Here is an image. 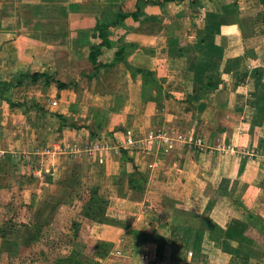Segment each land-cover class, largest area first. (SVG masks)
<instances>
[{"label":"crops","instance_id":"1","mask_svg":"<svg viewBox=\"0 0 264 264\" xmlns=\"http://www.w3.org/2000/svg\"><path fill=\"white\" fill-rule=\"evenodd\" d=\"M122 4L136 0H0V242H11L2 226L24 218L39 244L56 215L77 211L71 190L95 188L125 219H78L70 245L92 264H264V0H140L139 20L111 26L114 44L99 55L109 62L120 43L134 44L127 61L95 72V28ZM210 78L217 87L205 85ZM159 129L183 139L167 152L85 148ZM126 170L145 175L143 189ZM59 188L66 193L55 200ZM36 202L55 203L43 222ZM10 204L21 205L9 218ZM233 219L250 223L242 239L210 236ZM9 249L0 248V264H33Z\"/></svg>","mask_w":264,"mask_h":264},{"label":"rangeland","instance_id":"2","mask_svg":"<svg viewBox=\"0 0 264 264\" xmlns=\"http://www.w3.org/2000/svg\"><path fill=\"white\" fill-rule=\"evenodd\" d=\"M132 47L133 46L128 47L127 51L132 50L133 49ZM41 77H45V76L41 75ZM226 97H227V94H225L224 92L220 93L219 97H217L215 100V102L218 103L217 107H220L221 104L223 106V102L224 103L226 102L225 101ZM215 111H214V113L218 117H220L224 113V110L221 108H218V110L216 112ZM192 114H194V113L192 112ZM186 121L187 120H184L182 122V125H184V127H187ZM99 124H100V122L97 124H94V127H97ZM98 138H100V137H98ZM98 138L96 137L93 140L98 139ZM106 140H108V139H106ZM175 143L172 146H174ZM119 144H116V145H119ZM122 148H126V147H120L119 151ZM135 148H140V149H143L144 151H152V150L157 149V148L148 149L144 145L143 146L138 145L137 147H132L129 149H135ZM165 152H167V150H165ZM127 172H128L127 174H129L130 178L133 179V188L135 190L143 189V183L142 182L144 181L145 176L135 173L134 170L127 171ZM3 181L6 183V179H4ZM71 181L73 182V180H69V182H71ZM118 181L119 182L122 181V178L119 177ZM84 189L82 188L81 190H78V189L74 188L71 190L72 193L76 192L77 194H75V196H77L78 198L81 197V200H82V201H80L77 199V201L74 203V204H76L77 211L75 213H72L71 211L66 210L64 213H62L64 211L63 210L61 212L62 214L60 213V215H56V220L54 221V223L51 226L46 225L42 228L43 233L40 236V238L37 239L39 244L36 245L32 241H31V243L29 242V240H30V236H29L30 234L28 233L29 229L26 228L25 224H23L24 222L25 223L28 222L29 219L17 218L15 221L11 220V222H12L11 224L6 223L5 226H2L3 227L2 230H5V228L9 229L10 227H13L14 233H13V235H11V239L9 240L11 242L6 241L5 239L1 240L0 248L4 249L6 247H9L10 253H16L15 256H17V257L20 256V259L22 258V260H25L26 262H28V260H30L33 264H92L93 259L91 257H87L85 255H83V256L82 255H76L75 252H77V251L73 250L71 248V245H70L72 238L75 237V232H76L75 230H77L78 226L82 225L81 224L82 220L79 221L78 219H81L83 217H87L84 214V212L86 210L85 203L90 199V197L92 195V191L95 188L90 189V191H88V192ZM135 192H137V191H135ZM65 193L66 192L61 191V189L59 188L57 191L56 190L51 191L50 195L53 198H55V200H60ZM124 193H125V188H123L122 186L118 187L117 194L119 196H123ZM138 193H140V192H138ZM45 195L46 194L42 193V197H44ZM54 204L55 203H53V202L51 203V205H47L46 203H43V202H40V203L36 202L35 205L37 207L36 206L35 207H36V209L38 208L40 210L38 213L41 212V216H39V221L43 222L44 220H46L47 218H49L53 214ZM10 205H11V208L8 205L5 206V209L9 213V216L7 214V217H9V218L11 217V214H14L17 211V206H20L21 204H10ZM102 207H103V211L105 213V214H103L104 219L102 221L97 220L98 222L114 223V224L122 225L125 218L116 216V213H114V211L111 210L112 207H111L110 201H107L106 203H104L102 205ZM131 210L134 211L133 208ZM128 213H129V211H128ZM90 219L95 220L93 218H90ZM0 224H1V222H0ZM136 227L137 226H135L134 231L137 230L138 227L137 228ZM0 234H1V232H0ZM98 244L102 245V246H109L110 245L109 243H107L105 241H99ZM4 263H8V260H4Z\"/></svg>","mask_w":264,"mask_h":264},{"label":"trees","instance_id":"3","mask_svg":"<svg viewBox=\"0 0 264 264\" xmlns=\"http://www.w3.org/2000/svg\"><path fill=\"white\" fill-rule=\"evenodd\" d=\"M139 1L140 0H136V4L132 7V8H127L126 5L122 4L117 12V16L114 20H101L98 22L95 30L99 32V37L101 38V41L98 43H92L89 46V60L92 62L93 64V70L96 72L99 68L104 67V66H113L115 64H117L120 61H127V55L129 53V50L127 51L128 47L133 46L134 44H125V43H120L119 44V48L116 51L114 58L109 61V62H103L101 60H99V55L102 52V47L104 46H112L114 44V42L110 39V35H111V26H123V27H128L129 26L126 24V19L128 17H132L134 20H139V13L141 11V7L139 5ZM147 1V0H146ZM153 1V3L159 4L162 3L163 1H179V0H151ZM122 41V40H121ZM120 41V42H121ZM134 47V46H133ZM132 47V48H133ZM139 71H141L142 73L149 75V79L150 81H154V79L152 78V72H150L149 70H142L139 68ZM45 76L46 77V81H56L57 85L59 87H66L68 84L58 80L55 77H51L49 74L47 73H40V72H34L31 74L33 80H37L39 76ZM205 85H208L210 87H217V85L215 84V82L212 81V79L210 78ZM64 116L61 115V118H63ZM64 119V118H63ZM65 121V119L63 120ZM65 124V123H64ZM70 126H75L74 123L69 124ZM95 129L92 131V135H97V133H95ZM135 173L139 174V175H143L145 176L143 173H141L140 171H136ZM131 184L133 185V179L130 180ZM107 200L103 197H101L100 195H98V191L96 189H94L92 191V195L90 197V199L85 203L86 205V210L84 212V214L87 217L93 218L95 220H99L102 221L104 219L103 214V207L102 205L104 203H106ZM249 214L253 217L254 215L249 212ZM250 223L246 222L244 220H240V219H233L231 220V222L228 224L226 229H223L217 225L213 226V231H210V236L213 235V237L217 240H240L243 238L245 230L248 228V225ZM14 232V228L10 227V230L8 232H6L4 235L6 237L12 235L11 233ZM34 236L30 235V239L36 238V233H32ZM76 255H82L79 252H75Z\"/></svg>","mask_w":264,"mask_h":264},{"label":"built area","instance_id":"4","mask_svg":"<svg viewBox=\"0 0 264 264\" xmlns=\"http://www.w3.org/2000/svg\"><path fill=\"white\" fill-rule=\"evenodd\" d=\"M183 134L174 133L169 129H159L154 130L146 134L145 136L139 137L134 134H127L125 140L119 145L112 144L106 139H95L91 143L86 144L85 148L90 152L94 151H110L119 152L120 147L132 148L138 145H144L148 149L153 148H164L167 149L171 147L175 142L182 140ZM198 145H203L204 141L202 139L197 141Z\"/></svg>","mask_w":264,"mask_h":264},{"label":"water","instance_id":"5","mask_svg":"<svg viewBox=\"0 0 264 264\" xmlns=\"http://www.w3.org/2000/svg\"><path fill=\"white\" fill-rule=\"evenodd\" d=\"M96 35V34H95Z\"/></svg>","mask_w":264,"mask_h":264}]
</instances>
